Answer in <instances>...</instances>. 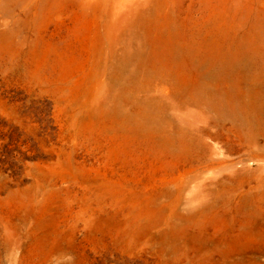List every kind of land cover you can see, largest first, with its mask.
<instances>
[{"label":"rangeland","instance_id":"rangeland-1","mask_svg":"<svg viewBox=\"0 0 264 264\" xmlns=\"http://www.w3.org/2000/svg\"><path fill=\"white\" fill-rule=\"evenodd\" d=\"M0 264H264V0H0Z\"/></svg>","mask_w":264,"mask_h":264}]
</instances>
